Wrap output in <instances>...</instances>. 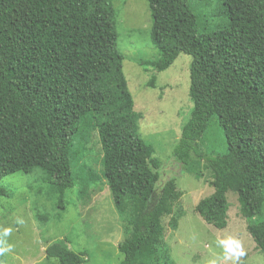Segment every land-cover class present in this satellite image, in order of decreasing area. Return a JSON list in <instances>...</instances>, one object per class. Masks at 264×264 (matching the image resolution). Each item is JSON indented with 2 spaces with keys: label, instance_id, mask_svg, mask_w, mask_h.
Segmentation results:
<instances>
[{
  "label": "trees",
  "instance_id": "trees-1",
  "mask_svg": "<svg viewBox=\"0 0 264 264\" xmlns=\"http://www.w3.org/2000/svg\"><path fill=\"white\" fill-rule=\"evenodd\" d=\"M157 62L140 61L160 73L179 54L192 58L188 96L191 115L183 125L173 160L196 179L209 170L212 193L195 213L217 230L228 224L226 195L237 196L239 215L264 255V0H222L225 25L198 30L190 0H146ZM25 5L37 72L23 76L13 13ZM116 14L111 0H0V182L16 173H42L47 195L62 209L66 191L81 179L65 168V149L46 78L55 69L77 71L102 151L101 170L114 209L126 218L118 243L120 264L158 260L169 264L162 221L180 198L175 180L160 181L162 162L139 132L141 115L122 72ZM154 77L147 87L153 88ZM224 135L226 153H203L198 141L211 117ZM68 148L74 150L77 137ZM7 191L0 185V198ZM169 225L176 228V221ZM1 252V249H0ZM58 264H85L56 241L45 250Z\"/></svg>",
  "mask_w": 264,
  "mask_h": 264
},
{
  "label": "rangeland",
  "instance_id": "rangeland-1",
  "mask_svg": "<svg viewBox=\"0 0 264 264\" xmlns=\"http://www.w3.org/2000/svg\"><path fill=\"white\" fill-rule=\"evenodd\" d=\"M111 1L116 14V48L123 55L122 72L134 109L141 115L139 132L144 142L153 147L154 158L162 162L157 171L160 181L174 179L180 193L172 214L162 221L169 264H264V255L256 249L239 215L237 196L232 192L226 195V228L217 230L206 224L194 209L199 200L212 193L209 170L202 164V177L196 179L172 158L193 106L188 96L192 58L181 53L160 73L141 67V60H159L151 40L147 1ZM190 2L199 18L198 30H213L226 24L227 17L220 15L222 0ZM13 25L20 71L29 76L37 72V63L25 5L17 6ZM152 77L154 87L150 88L147 86ZM46 82L65 149L66 171L81 181L65 192V204L59 209L55 197L47 195L40 170L1 180L7 196L0 198V264H58L45 257L47 246L56 241L74 253L84 252L88 259L85 264H120L122 256L117 245L126 238V218L114 209L102 176L99 137L78 73L60 67ZM75 137L79 141L72 150L68 145ZM198 146L209 156L225 155V138L215 116L209 119ZM171 219L176 221V228L169 225ZM141 263L163 264V260L160 257Z\"/></svg>",
  "mask_w": 264,
  "mask_h": 264
}]
</instances>
